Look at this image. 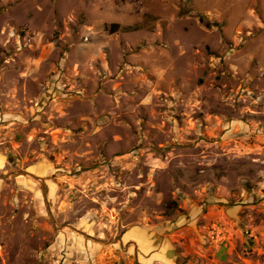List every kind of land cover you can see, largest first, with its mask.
<instances>
[{
  "label": "rangeland",
  "instance_id": "1",
  "mask_svg": "<svg viewBox=\"0 0 264 264\" xmlns=\"http://www.w3.org/2000/svg\"><path fill=\"white\" fill-rule=\"evenodd\" d=\"M0 264H264V0H0Z\"/></svg>",
  "mask_w": 264,
  "mask_h": 264
}]
</instances>
